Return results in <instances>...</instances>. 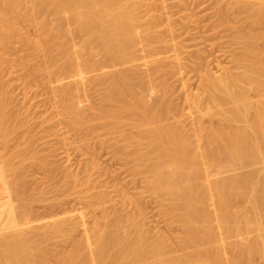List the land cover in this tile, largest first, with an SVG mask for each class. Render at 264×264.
I'll return each mask as SVG.
<instances>
[{"label":"bare ground","instance_id":"1","mask_svg":"<svg viewBox=\"0 0 264 264\" xmlns=\"http://www.w3.org/2000/svg\"><path fill=\"white\" fill-rule=\"evenodd\" d=\"M28 1L33 3L36 10H50V12L57 17L66 16V19L64 18L66 22L64 23L65 20H63L60 22L59 26L55 28L51 26L52 24L45 21L44 36L31 41L34 47V53L37 57L42 59V53L44 51L46 52L44 61L48 64L49 77L58 80L55 90L65 93L67 97L63 103L64 109L73 116L74 119L88 124L90 127L89 131L92 135L97 133L98 128L106 125L111 126V134L114 136L119 135L120 137L123 131L129 128L138 132L136 137L129 138L134 140V143L137 144L129 157L132 159V164L134 163L133 166L137 173L143 176L144 182L156 197L155 199L158 200L162 212H165L164 214H166L168 219L172 222L180 225L182 236L179 237L181 239L179 246H177L183 251L191 248L193 249L191 250L194 251L191 252L192 256H188L189 254L186 255L188 256L186 263L253 264L252 261L255 259L254 257H257L261 259L264 264V235L260 234V232L264 230V183H262V185L252 186L254 184L253 180L256 178L255 176H259V173L253 176L252 174L255 173L254 171L253 173H250V171L249 174L251 175L249 176H245L244 172L243 175L237 172L234 173V170L236 171L237 168L239 169L237 165H240L236 164L235 160L241 163L255 156H257V158L259 156L263 159L264 155V59L260 61L262 59L260 56L264 52L262 49L263 44L260 42L264 39V34L259 35V33L256 34L254 31L251 32L250 30L253 28V24H251V29L246 26L247 29H250L248 34H245L247 30L244 31L248 43H246L247 41L245 42L244 39H242L241 43V39L237 38V40H239V46L242 48L243 46L241 45H245V43L247 45L252 43L251 46H253V44L257 45L255 48L254 46L252 48H250V45L248 46L249 55L247 54V45L246 47L244 46L247 51H244V53L249 57H246L248 58L247 61L249 65L246 64L247 66L243 68L244 72L242 71V74L241 72L239 73V71H241L240 69L245 63L243 62L242 65L240 64V69L237 68V65L242 61H246V58L244 56L245 59H241L242 55H240V53H237V55L241 56L239 57L240 62L238 64L236 63V66L234 65L236 68L232 66L238 74L232 67L231 69L233 71L229 72L227 70L229 68L225 69L220 66L224 69L223 72L226 73L216 78V74L212 72L211 67L208 68L210 71H208V69L205 70L206 74L203 72L205 75L204 79L202 76L203 73L201 74L202 78L199 76V73L205 68L202 66L203 63L201 65L203 70H200V64L199 67L196 65L200 70L198 74V69L193 67V71L195 69L197 70L194 72L198 75L197 77H199L198 82L202 79L204 84L201 81L199 83L204 87H201L198 83V88H203L202 90L200 89L201 93L197 88L200 94H190L185 98L186 105H189V107L193 109L194 117L197 122V127L191 132V130H187L186 125L183 124L179 117L171 116L169 110L171 102L168 88H165L158 96L156 95L153 102L149 104L147 94L154 89L155 79L153 76L141 78L138 75L141 66H148L153 69L155 68V70L159 69L154 58L145 61L144 64L141 61L142 58L138 55V52L146 50L145 47H148V51L154 50L153 40L157 34V29L152 24L147 25L150 27H145L143 24L144 21L140 15L142 5H148L146 0ZM188 1L189 0L185 2V5L189 6L190 1L187 3ZM191 1L195 4L197 2L196 0ZM237 1L232 0L231 2H233V5L237 6L244 3L243 5L246 7L248 6L247 8H250L249 6L252 7V9L250 8L252 12L250 15L253 14L252 18L249 16V12L248 15L243 14L245 17L247 16L251 19L254 17L253 22L250 21V19H247V22L250 21L254 24H258L262 21L264 22V0H254L255 2L252 1L254 2L252 4L248 2L250 0L244 1L243 3H241L242 0H239L241 4ZM23 2L24 0H0L1 44H7L11 40L8 27L12 23L14 17L18 15H30L29 17H33L31 13L28 14V12L25 11ZM242 6L238 7L239 9L242 8L240 10L243 11L244 6ZM255 6L258 8L256 9ZM245 9V12L249 10ZM220 12L222 11L220 10ZM235 12L238 16L237 11ZM60 18L58 20L61 21L63 18ZM186 20L191 22V18L188 16ZM236 20L242 21L239 18ZM189 22L186 23L189 24ZM224 22L226 23V20ZM224 22L221 24H224ZM236 23L235 28H238L240 22ZM61 24L63 26L65 24V26L63 27ZM187 24H185V26ZM66 25L72 27L71 29L73 32L71 31V33L75 35V38L80 39V41L77 42L79 45L78 49L77 43L75 44L74 42L76 41L74 38L69 39V37L67 39L66 32L64 31L67 29ZM244 26L245 25H243V28ZM258 26L259 25H255L254 27L259 28ZM240 27L236 30L241 29ZM243 28L241 29L242 31L244 30ZM257 31L259 32V30ZM168 32L171 33V31ZM238 32L236 31V36L233 35V37H237V35L241 33ZM241 34H243V32ZM244 34L242 38H244ZM238 37L241 36L239 35ZM257 42L261 44L260 48L263 52L257 49L259 47ZM241 51V54H243L242 49ZM98 56L99 58L96 59ZM201 59L202 58H200V60ZM205 59H202L200 62H204L203 60ZM233 59L230 61H234L238 59V57ZM207 60L210 59L207 57ZM206 62L207 64L209 63V61H205V63ZM234 62L238 61L236 60ZM208 65H211V63ZM118 67H124V69L121 70V68H119L117 70ZM126 67L127 69H125ZM111 68H115L116 72H108ZM236 69H239V71ZM98 73L100 75H98ZM81 75L91 76L87 79V82L83 84L80 79ZM99 76L104 80L100 95L104 108L98 110L92 103L91 106L86 108L81 107L78 103L80 92L90 81L95 79L101 80ZM71 79H79V81L76 80L72 84L64 83ZM187 83L188 82L183 85L185 90L189 89ZM138 88L140 89L138 90ZM251 92L256 93H254L256 96L253 95L255 101L250 100ZM203 96L204 98L206 97V101H203ZM258 102L260 103L258 104ZM9 105L10 102L3 89V84L0 82V137L2 139V146L0 148L4 150L8 147L9 140L12 138L11 136L15 135L19 127V125L17 127V125H13V123L10 125L9 123L10 117L6 112ZM203 116H207L208 119L210 118L209 120H212L214 117L219 118L220 122L218 119L216 121L219 124L222 122V124L219 125L221 127L218 128V126H216V128L215 125L212 124L216 121H211V124H209L210 126L213 125L215 128H212L213 126L207 127L205 124L208 123V121L206 122ZM202 118L205 120V124L202 122ZM203 124L208 130L204 128L205 126L203 127ZM204 129L209 132L207 133ZM2 158L4 157H2V153L0 152V177L2 178L7 174L9 183L11 180L18 183L17 181L21 176L19 173H23L22 168L19 169L20 167L16 168L15 166V169L12 166L15 170L19 169L18 172L14 171L12 168H9L10 171H8L7 168L13 165L12 162L14 160V163L18 161V163L21 162L24 164L26 161V154L22 150H16L10 158L6 160H2ZM229 158L232 159V161L227 160ZM257 160H248L247 167H250V162L252 161L257 164ZM227 161L232 163V165L230 164L231 166L236 165L237 168L232 167L230 169L229 164V167L226 164L228 163ZM223 162L226 164V168L222 166ZM242 165L243 164H241V166ZM220 166H222V171L227 170L224 172L225 175L221 174L224 177L221 176V179H218L221 171V168L219 171ZM216 168H218L219 173ZM223 168H225V170ZM229 169L230 171H228ZM262 170L264 171V169ZM222 171L221 173H223ZM9 172L10 174H8ZM14 172L19 174H17V178H14L16 177ZM227 172H233L234 174L230 173L229 175ZM226 173L229 175L228 177H226ZM236 173L238 177H241V175L244 177L235 180L234 176ZM13 174H15L14 177L12 176ZM22 175H24V173ZM262 175L261 177L260 174L259 181L264 182L262 180L264 174ZM10 176H12L11 180ZM67 176L68 178L66 180L70 179L72 180V185L77 184L78 186L75 176L71 174ZM204 176L205 180H203ZM236 177L237 176H235V178ZM14 179L16 180L14 181ZM84 183V187L94 185V183L91 184L89 180ZM81 185L82 184H80V186ZM12 186L14 187V184L11 182V187ZM11 187H9V190L12 194H9L12 195V202L15 200V203L18 201V199L15 198L20 196H16L13 192L15 187H12L13 190L10 189ZM237 190L239 191L238 194ZM88 192L89 190L87 188L86 192L85 190L81 192L75 191V194L70 193L71 195H69L72 197L75 195V200L80 199L84 201L91 210L103 212L102 220H104V222L100 223V219V222L98 221L90 234L88 232L89 229H84L87 233L84 234L85 238L83 237L85 242L76 241L69 252L65 254L62 252L61 254L63 255L60 254L61 256L58 261L56 260L58 264H185V260H181V256H179L180 258L178 259L176 257L174 258L172 253L176 254L178 251L174 252L171 249L172 247L169 245L170 242L168 243L166 238L162 237L163 235L159 236L157 234L158 236H153L151 231H146L144 229L145 225L143 226L138 218L127 214V216L125 214V216H122L121 214L119 217L117 216L115 218L112 216L111 219V214L109 215L110 212L105 207L108 202H111L108 201V197L104 194L95 193L88 195ZM233 192H235L236 195H234ZM13 193L16 196H14L15 198H13ZM41 193L43 194L38 193L41 195V199L37 196V200L35 197L38 202L43 198L44 192L42 191ZM21 195L23 196L21 199L23 201L26 198L24 197V191ZM30 195L31 198L29 196V200L34 198L32 197L33 194ZM35 195L36 194H34V196ZM66 197H68V195ZM238 197H246V199H244L247 200V208L240 209L239 207L241 206L237 207L238 204L236 205L235 203H237L236 200ZM62 200L63 202L59 201V203L51 202L52 205L50 204L49 208L51 212L65 211L64 205L70 202L65 203L67 201L64 202L65 199ZM69 200L71 199H68V201ZM24 201L27 202V200ZM32 202L34 203V199ZM16 203L18 205L20 203L19 207L21 208H16L18 206L13 207L12 204L6 224L3 226L4 231L2 229L4 234L3 232L2 234L0 233V264H45L47 261V250L46 252H35V240L32 239L33 236L32 238L28 237V234L31 233L29 231L33 228V225L32 228L30 225L32 221H29V215L33 212V209L27 203ZM116 210L117 211L114 212H122L120 210L118 211V209ZM113 211H111V213ZM75 219V216L69 215L64 219L56 221L51 220V223L50 221L47 222L48 224H45L48 231V234L46 233L48 235L46 239L59 236V238L55 237L54 239L60 240L62 233L73 236L77 229H80L82 226V228L86 227L83 215L79 218L80 220L82 219V222L80 221V223H78L79 219H76V221ZM41 226L43 225L41 224ZM71 233L73 234L71 235ZM251 233H257V235H259L255 240H250L248 237H250L249 235ZM64 237L66 238V235ZM64 237L62 236L61 239ZM233 239H235V241H233ZM32 240L34 241L33 243ZM231 240L233 242H231ZM61 241H63V239ZM207 245V249H204L203 246ZM226 245L233 247L231 250L234 249L235 253L237 251L238 257H236L234 253L236 259H233L234 256L231 259H228V256L225 257L226 255L223 256V253L226 252ZM175 248L177 249L176 246ZM231 252L233 255V251ZM185 253L187 254L186 251ZM170 255H172L173 258H171L172 256Z\"/></svg>","mask_w":264,"mask_h":264},{"label":"rangeland","instance_id":"2","mask_svg":"<svg viewBox=\"0 0 264 264\" xmlns=\"http://www.w3.org/2000/svg\"><path fill=\"white\" fill-rule=\"evenodd\" d=\"M146 1L148 5L146 4L142 5L140 9V15L142 20L144 21L143 24L145 25V27H150L147 25L152 24L153 26L156 27L157 34L155 39L153 40L154 50L148 51V47H145V49L148 52L146 50H142L141 52H138V55L142 58L141 61L144 64L145 61L154 58L155 59L154 61L159 66L158 67L159 69L155 70V68L153 69L148 66H141L140 70L138 71V75L141 78H147L153 76V78L155 79L154 89L149 94H147V100L149 104L153 102V99L156 95L158 96L161 92L164 91L165 88H168L170 94V102H171L169 108L171 116L179 117L182 120L183 124L186 125L187 130L189 129L192 132V130H194L197 127V122L194 117L193 109L189 107V105H186L185 98L190 94L196 95L201 93V90L203 89V88L201 89V87L203 85H201L199 82L200 81L202 82V79L198 82L199 77H197L198 76L197 74L200 72V70H203L202 66L207 68L206 69L204 68V70L201 73H199L200 78H202V76L204 78L205 77L204 73L206 74L205 70L211 67H212L211 68L212 72L216 74L215 76L216 78H219L217 76L226 73L223 72L224 71V69H222L223 67L225 69L229 68L227 69L229 72H232L233 70L235 71L236 68L235 66L240 62L239 57H241L237 55V53L238 54L240 53V55H242L241 59L242 58L245 59L249 55L248 46L252 45V43L250 42L249 45L246 44L248 43V41L245 38V34H248L249 30L252 28L251 24H253L252 25L253 28L250 31L251 32L254 31V33L256 34L259 33V35H263L264 25L262 24H264V22L262 21L263 23L260 22L258 24L252 23L254 20V17L253 19H251L253 14L250 15L252 13L250 8L252 9V7L249 6L250 8H247L248 6L246 7L243 5L244 4L243 2L248 0H242L241 2L243 3L242 5L244 6L243 11L245 7L246 9L250 10L247 11L245 9L246 12L244 11V13L242 10H240L242 8L239 9L238 7L242 5H238V6L233 5V2H231L232 0L229 1L228 0H196L197 1L196 4L193 3V1L189 0L190 3L189 1L187 2L189 3V6L185 5L186 4L185 2L187 0H146ZM252 1L254 0H250L248 2L252 4L256 0L254 2ZM237 2H239V0ZM23 3H24L23 6L25 8V11H27L28 14L31 13L33 17L32 18L29 17L30 15L28 16L18 15L12 19V23L8 27V32H10L11 35V40L9 43L1 44V36H0V82H2L3 89L6 92L7 99L10 102V105L7 108L6 112L7 115L10 117V122H9L10 125L13 123V125H17V127L19 125L20 127V128L18 127L15 135L11 136L12 138H10L9 140L8 147L5 150L0 148L1 150L0 152L2 153V157H4L2 158V160H6L10 158L16 150H22L26 154V161L24 162V164H22L21 162L18 163V161H16L17 163L16 162L14 163L15 161L14 160L12 162L13 165L7 168L8 171H10L9 168L13 169V167L15 168V166L16 168L20 167L19 169L22 168V172L24 173V175H22L23 173L21 172L19 173L21 174L22 177L20 176L19 180L17 181L18 183H16L15 181L16 179H14L15 182L11 180L12 176L14 177V175L16 174L15 172H14L15 174L10 176V180L15 187L14 190H13L14 187L13 186H12L13 188L11 187V182L10 183L8 182L9 177L7 176L6 173L4 177L2 178L0 177V229H1L0 233L2 234V232L4 231L3 226L6 224L12 204L13 207L18 206L16 208L20 209L21 207H19L20 206L19 202H21L22 204H26L29 201L27 204L30 205L33 209L32 210L33 212H31V214L29 215L30 218L29 221H32L30 222V225L31 228L33 225V228L32 229L30 228L31 230L29 232L31 233L28 234V237L32 238L33 236L32 239L35 240V242L32 240V243L34 242L35 245L34 246L35 252L36 251L46 252L47 250L46 252L47 261L45 264H47V262L48 264H58L57 261L59 257L65 254L66 252H69L73 248L76 241L85 242L84 234L86 232L84 231V229L85 230L89 229L88 232L90 234L93 231V228H95V226L97 225L98 221L100 222V219H101L100 223L104 222V220H102L103 212L101 213L100 211L91 210L89 207H87L84 201H81L80 199L75 200L74 197L75 195H73V197L70 196L72 193L75 194L74 193L75 191L81 192L82 190L83 191L85 190L86 192L88 188L89 190L88 195L93 193L104 194L108 197V201H111L110 203L108 202V204H106L105 206L106 209H108V211L110 212L109 215L111 214L110 215L111 219L112 216H114L113 218H115L117 216L119 217L121 214L122 216H125L127 214L129 216L138 218L143 224V226L145 225L144 229L146 231H151L153 236L157 234L159 236L163 235L162 237L166 238L168 243L170 242L169 245L170 247H172L171 249L174 252L178 251L176 254L172 253L174 258L176 257L178 259L180 258L179 256H181V260H185V264H188L186 263V260H188V256L192 254L191 252L194 251H191L193 250L192 248L191 249L188 248L189 250L183 251L180 250V248L178 247L181 239L179 237L182 236L181 235L182 230L180 225L175 222H172L170 219H168L166 214H164L165 212H162L158 200L155 199L156 197L153 195L147 184L144 182L143 176L137 173L135 167L133 166L134 163L132 164L133 161L129 157L133 148H135V146L137 145L136 143H134V140L129 138L136 137L138 135V132L134 129L129 128L127 130H124L120 137L119 135L114 136L111 134L112 133L111 126L106 125L98 128L97 133L95 135H92L89 131L90 127L88 126V124L74 119L73 116H71L64 109L63 103L65 102L67 97L65 93L55 90L58 80H56V78L51 79L49 77L48 64L45 63L44 61L45 58L44 55H46V52L44 51L42 53L43 55V56L41 55L43 57L42 59L37 57L34 53V47L31 41L42 38L44 36L45 33L44 22L46 21L52 24L51 26L55 28L59 26L60 22L66 19V16H62V17L60 16L61 18H63L60 21L58 20L60 17H57L55 14L50 12V10L49 11L39 10V9L36 10V8L33 6V3H31V1L28 0H24ZM241 3L239 2V4ZM255 8L257 9L258 7L255 6ZM220 10L222 12H220ZM235 11H237L238 16L236 15ZM248 12L251 18H248L247 16H246L247 18L245 17V15H248ZM187 16L191 18V22L186 20ZM237 17L242 21L236 20L238 19ZM247 19L248 20L250 19V21L252 22L250 21L247 22L246 21ZM225 20L226 23L224 22ZM222 21L226 26L224 24H221L223 23ZM235 21L238 23L240 22L238 28L242 26L240 27L242 29L243 25H245L243 31L241 29L236 30L238 28L237 27L235 28L237 24ZM65 22L66 20L64 21V23ZM186 22H189V24H187ZM185 24L187 25L185 26ZM255 25L256 26L259 25L258 26L259 28L256 27L257 28L256 29L254 27ZM246 26L251 28L247 29ZM66 28L67 29L64 31L66 32L67 39L69 37H70L69 39L74 38V40H76L74 41L75 44L79 42L80 39L75 38L74 37L75 35L71 33L72 27L66 25ZM234 30H236L237 32L239 31L238 33L242 31L243 34L244 31L247 30V33L244 34V38H242L243 35L241 34L242 32L238 34L237 37H235L236 31ZM257 30H259V32ZM168 31H171V33H169ZM233 35L235 36L233 37ZM239 35L241 37H238ZM237 38L241 39L240 40L241 43H242V39H244L245 42L247 41L246 43L243 41L245 43V45L244 44L241 45L243 46V48L239 46L240 44L238 43L239 40H237ZM261 41L262 42L260 43L263 44L262 49L264 50V39ZM260 43H258L259 47L256 48L259 51L261 50L263 52V50L260 48L261 47ZM76 45L78 49L79 48L78 43ZM246 45L248 52L244 48V46L246 47ZM253 46L255 48V46L257 45L253 44ZM253 46H251L250 48H252ZM241 49L243 50L244 55L241 54L242 52ZM244 51L247 52L248 55L244 53ZM263 53L260 56L262 58V59L260 58L261 59L260 61L264 59ZM234 54L235 56L237 55L236 57H238V59L236 60L238 62H234L236 61L234 60L236 58ZM209 55L211 58L209 57ZM206 56L210 60H207ZM98 58L99 56L96 57V59ZM200 58L205 59L203 60L204 62H200L202 60V59L200 60ZM231 58L232 59L234 58L233 59L234 61H230L232 60ZM248 58L245 59L246 61L241 60L242 62H240L239 65H237V68H239V66H241L243 62L245 63V65L243 64L242 68L240 67L241 69L239 68L241 71H239V69H236L237 71H239V73L241 72L242 74V71L244 70L243 68L247 66L246 64L249 65V62L247 61ZM205 61H209L211 65H208L209 63L207 64V62L205 63ZM231 62L235 64H232ZM199 64L200 67L202 68V69L200 68V70L199 68H197V66L199 67ZM232 66H234L235 68ZM193 67H196L198 69L197 74L194 72L197 70L195 69L193 71ZM231 67L234 69L232 70ZM119 68H121V70L124 69V67L123 68L118 67L117 70ZM125 69H127V67ZM115 70H116L115 68L113 69L111 68L109 69V71L108 70L107 71L112 72ZM208 71H210V69H208ZM235 72L233 73L236 74L237 72L236 73ZM98 75L100 74L98 73ZM90 76L91 75L80 76V79L82 80L83 84L87 82V79ZM99 78L102 81L97 79L92 80L80 92L78 96V103L81 105V107L86 108L88 106H91L92 103L98 110L104 108V104L100 97L103 88L102 83L104 82V80L101 78V76H99ZM76 80L79 81V79H71L65 81L64 83L72 84ZM186 82H188L187 87H189V89L185 90V88H183V85ZM198 83L201 85L200 87L201 90L198 88L199 87ZM197 88L198 90H200L199 91L200 93H198ZM139 89L140 88H138V90ZM254 93L251 92L250 94L251 101H255L254 96H256L255 95L256 93L255 94ZM203 101H206V97L203 99ZM259 103L260 102H258V104ZM203 118H205L206 122L208 121V123L205 124L204 122L205 120ZM203 118H202V122L207 127L213 126V125L211 126L209 125L211 124V121H216L217 119L219 120V118L217 117H214L213 118L214 120L212 118H211L212 120H209L210 118L208 119L207 116L206 117L203 116ZM204 124L203 127L205 126ZM212 124H214L215 127L218 126L219 128L221 127L219 125L222 124V122L219 124L216 121L213 122ZM206 126L204 128L207 129ZM215 127L213 126L212 128ZM206 129L204 130L206 131ZM206 132L208 133L209 131ZM1 141L2 139L0 137V147L2 146ZM255 157L257 158V156ZM255 157L251 159H247V161L248 160L256 161L259 158L257 160L258 162H260V163L257 162V164L259 165H257L254 161H252L250 162L251 165L249 164L250 167H247L248 166L247 161H243L240 163L239 161L235 160L236 164H240L237 165L239 167L238 169L235 164H233L235 166H231L232 163H230L229 161H227L228 163L226 162L225 163L227 164V166L229 164L230 167L229 166L228 167L230 169L232 167H235L237 168V170H239V171L234 170V173L237 172L243 175L244 172L245 176L251 175L249 174L250 171H251L250 173H253V171L255 172L252 174L253 176L259 173L258 174L259 176L257 175L255 176L258 179L254 178L255 182L253 180L254 184L252 183L253 185L252 184L251 185L252 186L262 185V183L264 182L259 181V177L260 174L261 177L263 176L262 174H264L262 173L264 172L262 170L264 169V160H263L264 155H263V159H261V157L259 156L257 159ZM227 160L232 161V159L230 158ZM226 164H224L223 162L222 166L225 167ZM241 164L243 165L241 166ZM222 166L219 167V171ZM225 168L223 169L225 170ZM15 169L13 170L17 172L19 171V169L17 170ZM230 169L228 171H230ZM216 170L218 172V168H216ZM226 170L222 171L221 168V171L223 173H221L220 171L218 179H221V176H223L221 174H224ZM227 173L230 175V173L233 172L230 173L227 172ZM237 173L235 174V176L237 177L235 178L234 176L235 180L237 178L244 177L242 175L241 177L240 176L238 177ZM8 174H10V172ZM17 174L16 177L14 178H17ZM69 174L77 178L78 186L77 184L72 185L71 183L72 180L70 179H68L69 181L66 180L68 178L67 175ZM228 174L226 175V177L229 176ZM87 180H89L91 184L94 183L93 185L94 187L91 185H90L91 187L90 186L84 187L83 184H85L84 182ZM203 180H205V176L203 177ZM262 180L264 181V178H262ZM79 183L82 184L83 186L82 185L80 186ZM8 185L9 187H11L10 189L13 190L16 196L17 195L20 196V197H16L13 193V198L16 197L15 199H18V201L16 202H18L19 205L16 202L14 203L15 200L12 202V198H11L12 195H10L12 193L9 190ZM15 185L18 186L16 187ZM238 190H237V194L240 191ZM23 191H24V197L27 198V199L25 198L24 200H27V202L21 200L23 197L21 195ZM42 191L44 192L43 198L42 200H40V202H38L36 201V198L38 196L40 197L39 199H41L40 194H43L41 193ZM233 193L234 195H236L235 192ZM30 194H33L32 197H34L33 198L34 203L32 202L33 199L31 200L28 199L29 196L31 198ZM34 194L36 195L34 196ZM67 195L68 197H66ZM240 198L238 197V199L236 200L237 203L235 204L236 205L238 204L237 207L241 206L239 207L240 209L247 208L248 205L246 207V203H247V200H245L246 197H244L245 199L244 198L240 199ZM62 199H65L64 202L67 201L65 203L70 202L69 204L64 205V210L66 212L65 211L63 212V210L61 212H51V210L49 209L51 202L52 203L53 202L59 203V201L63 202ZM68 199H71L73 201L71 200L68 201ZM240 200H242L243 202ZM110 209L111 211L113 210L117 211L116 209H118V211L120 210L122 212L113 211L111 213ZM69 215L75 216L77 220L80 218L81 215H83L85 220L83 221L86 223L85 224L86 227L82 228L83 226L81 224L82 227L81 228L79 227L80 229H77L78 231L76 230L75 231L76 233L74 232L75 234L71 233V235L73 234V236H70V234L68 236L66 233L65 234L62 233L63 237L66 235V238L65 237L62 238L63 241H61L62 240L61 235H60L61 236L60 240L54 239L56 236L46 239L48 237L47 235L48 231H47V226L45 227V224L47 225L48 224L47 222L49 221L51 223V220L56 221V220L64 219ZM80 221L82 222V219L81 220L79 219L78 223H80ZM41 224L44 227L41 226ZM260 234L264 235V230L260 232ZM258 235L257 233L256 234L251 233L249 235L250 237L248 238H250V240L253 239L255 240V238ZM56 238H59V236H57ZM233 241H235V239H233ZM233 241L231 240V242ZM175 246L177 247V249L175 248ZM206 247H208V245L203 246L204 249H207ZM230 247L231 246L226 245L225 247L226 252H224L225 254L223 253V256L225 255H226L225 257L228 256V259H231L234 256L233 257L234 259L236 254V257H238L237 251L235 253L234 249L231 250L233 247L231 248ZM185 251L187 252V254L185 253ZM231 251H233V255ZM62 252L63 254H61ZM229 252L231 253L228 254ZM173 256L171 258H173ZM254 258H253L254 260L252 261L253 264L255 263L263 264L261 259L257 257ZM48 259L51 260V263L50 260ZM197 263L199 264V262H194L193 264H197Z\"/></svg>","mask_w":264,"mask_h":264}]
</instances>
